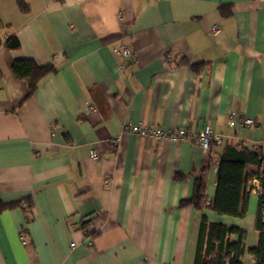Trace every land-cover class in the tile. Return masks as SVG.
Instances as JSON below:
<instances>
[{"label": "crops", "instance_id": "crops-1", "mask_svg": "<svg viewBox=\"0 0 264 264\" xmlns=\"http://www.w3.org/2000/svg\"><path fill=\"white\" fill-rule=\"evenodd\" d=\"M25 1L0 0V37L20 42L0 46V201L29 199L0 210V264H194L204 215L244 228L253 264L257 178L242 218L181 201L198 178L214 199L225 143L261 147L264 168V0ZM19 58L55 66L31 95ZM205 124L223 136L211 152L195 138Z\"/></svg>", "mask_w": 264, "mask_h": 264}, {"label": "trees", "instance_id": "trees-1", "mask_svg": "<svg viewBox=\"0 0 264 264\" xmlns=\"http://www.w3.org/2000/svg\"><path fill=\"white\" fill-rule=\"evenodd\" d=\"M22 10H28L25 0H18ZM17 49L20 42L14 34H10L3 42L0 37V46ZM14 74L23 79L31 95L40 81L55 71L53 64L39 65L32 58L16 59L12 65ZM216 147L211 143L208 152ZM217 158L216 193L212 201L208 200L205 192V183L196 179L194 191L189 199L182 204L191 203L196 209L208 208L219 215L242 218L247 211L249 182L257 178L261 184L259 201L256 213L255 227L258 231L257 243L248 249L253 256V264H264V168H262L261 147L248 149L243 142L225 143L215 151ZM256 166L249 171L248 166ZM25 200L4 203L0 201V210L23 204ZM246 230L236 225H227L221 222H210L208 217H202L200 233L197 243L194 264H244L243 256L246 248ZM235 236L231 240V236Z\"/></svg>", "mask_w": 264, "mask_h": 264}, {"label": "built area", "instance_id": "built-area-1", "mask_svg": "<svg viewBox=\"0 0 264 264\" xmlns=\"http://www.w3.org/2000/svg\"><path fill=\"white\" fill-rule=\"evenodd\" d=\"M218 29L217 26L212 27V31L215 32ZM116 52L122 56L129 57L132 56V50L125 44H121L116 48ZM89 110H93L94 106H89ZM230 125H240V126H253L255 124V120L253 118L242 116L240 118H236L234 115L230 116L228 120ZM125 130L128 133H136L142 136H148L156 139L170 138L176 141L184 140L187 131L184 128L169 130L161 127H155L146 124H132L129 123ZM196 140L199 142L202 150L204 152H208L211 143H214L217 146H221L223 143V136L221 134L216 133L211 125L205 124L195 135ZM116 143V141L114 140ZM90 156L94 159L99 158V154L96 150H92ZM72 229L74 225L70 226ZM22 242L24 244L27 243V239L25 234L22 232L20 236ZM74 245V243L72 244Z\"/></svg>", "mask_w": 264, "mask_h": 264}, {"label": "water", "instance_id": "water-1", "mask_svg": "<svg viewBox=\"0 0 264 264\" xmlns=\"http://www.w3.org/2000/svg\"><path fill=\"white\" fill-rule=\"evenodd\" d=\"M246 147L248 148V149H252V146L251 145H249V144H246Z\"/></svg>", "mask_w": 264, "mask_h": 264}]
</instances>
